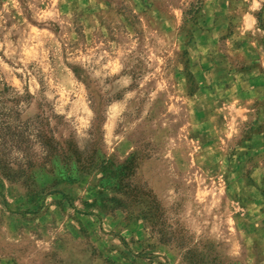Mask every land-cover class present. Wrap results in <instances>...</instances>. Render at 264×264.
<instances>
[{"label": "rangeland", "instance_id": "1", "mask_svg": "<svg viewBox=\"0 0 264 264\" xmlns=\"http://www.w3.org/2000/svg\"><path fill=\"white\" fill-rule=\"evenodd\" d=\"M38 116L87 169L0 175V264H264V0H0Z\"/></svg>", "mask_w": 264, "mask_h": 264}, {"label": "trees", "instance_id": "2", "mask_svg": "<svg viewBox=\"0 0 264 264\" xmlns=\"http://www.w3.org/2000/svg\"><path fill=\"white\" fill-rule=\"evenodd\" d=\"M198 13L196 9L195 14ZM31 95H27L30 97ZM22 97L16 98L15 103L20 106ZM19 115V112L17 113ZM37 120L23 122H0V175L12 181L21 179L30 180L32 172L36 168H47L49 165H61L66 168L67 174L71 173V164H79L82 171L87 169L88 161L82 164L81 156L72 141L59 143L50 131H47ZM89 168V167H88ZM70 172V173H69ZM163 242H169L167 238H161ZM194 263L203 264L204 258H199L196 250L188 252ZM216 261V260H215ZM205 264H212L211 260Z\"/></svg>", "mask_w": 264, "mask_h": 264}]
</instances>
